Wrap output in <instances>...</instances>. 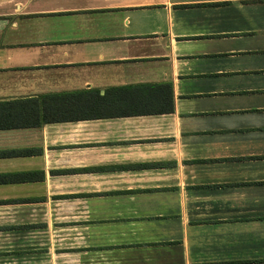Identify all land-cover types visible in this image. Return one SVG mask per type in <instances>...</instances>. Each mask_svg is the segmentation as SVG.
<instances>
[{
  "label": "crops",
  "instance_id": "1",
  "mask_svg": "<svg viewBox=\"0 0 264 264\" xmlns=\"http://www.w3.org/2000/svg\"><path fill=\"white\" fill-rule=\"evenodd\" d=\"M0 264H264V0H0Z\"/></svg>",
  "mask_w": 264,
  "mask_h": 264
}]
</instances>
